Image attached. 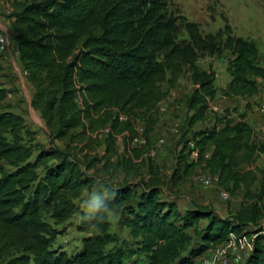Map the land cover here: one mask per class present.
I'll use <instances>...</instances> for the list:
<instances>
[{
  "label": "trees",
  "instance_id": "16d2710c",
  "mask_svg": "<svg viewBox=\"0 0 264 264\" xmlns=\"http://www.w3.org/2000/svg\"><path fill=\"white\" fill-rule=\"evenodd\" d=\"M169 5L170 0L11 3L8 17L33 87L30 106L47 128V141L35 140L24 117L0 111V264H193L230 233L247 235V230L255 238L246 264H264V169L255 191L256 171H240L264 155V141H256L243 113L232 116L235 109H226L219 115L211 109L214 75L196 66L201 53L228 51L224 95L250 97L264 78L258 46L234 35L226 19L222 29L202 35L198 24L169 13ZM181 30L187 39L177 40ZM185 70L194 86L186 101L187 124L205 123L191 135L196 162L230 194L243 191L238 210L228 217L208 205L180 211L162 198L164 182L155 170L148 179H134L141 165L134 169L133 160L143 151L131 144L141 137L148 145L167 96L164 85L174 88ZM7 93L0 88V102ZM139 122L142 132L136 131ZM119 136L126 159L124 176L116 181L118 166L111 158ZM180 162L174 183L179 174L192 173L193 163L183 155ZM97 182L104 195L94 199L90 193ZM77 212L78 227L88 234L70 256L53 247L57 231L46 218L62 224ZM110 214L124 216L138 247H109L115 242Z\"/></svg>",
  "mask_w": 264,
  "mask_h": 264
},
{
  "label": "rangeland",
  "instance_id": "374dc122",
  "mask_svg": "<svg viewBox=\"0 0 264 264\" xmlns=\"http://www.w3.org/2000/svg\"><path fill=\"white\" fill-rule=\"evenodd\" d=\"M168 12L173 16H184L187 20L199 25L202 35L214 34L222 29L225 19L232 28L234 35L245 37L253 40L259 49V65L264 67V0H170ZM187 39L186 33L181 30L177 36V40ZM230 60L228 51H223L217 55L199 54L196 60V66L199 70L211 72L214 75L213 86L216 88L217 100L216 105L225 99L223 87L229 80L226 72V66ZM190 72H185L179 78L174 88L168 89L166 98L159 104L163 107L162 111L157 113V122L149 136L148 145L132 143V147L142 149L139 159H134L135 180L140 178L148 179L151 170L158 172L160 179L164 182L161 188V196L163 199L172 200L176 203L180 211L193 204L208 205L216 211L220 217H228L239 206L243 198V191L230 194L227 189L218 184L215 177L211 176L205 170L202 164L196 162V155L193 156L191 135L194 130L202 128L205 123L199 122L193 127H189L187 119L189 113L186 110V101L191 94L194 86L190 81ZM260 90L263 86V80L258 79ZM8 102L13 101L14 93L9 90L7 93ZM23 100H19L21 105H0V111L7 109H18L23 114L26 127L35 131V140L41 143L47 141V128L30 105H23ZM225 105V104H222ZM229 105H233L230 103ZM237 107L235 111L237 112ZM210 125V124H209ZM143 124H136V131L142 132ZM105 132L100 134L101 145L97 148V154L100 156L104 150ZM196 153V152H195ZM184 156L186 163H193L192 173L189 175L179 174L181 177L177 183L171 180V176L176 168L183 166L182 162L178 163V159ZM126 154L121 136L116 142V155L111 160L112 164L118 166L114 180L119 181L124 176L123 164ZM144 162V164H142ZM246 167L240 168V171ZM251 169L256 171V182L253 191L257 190L262 183V175L260 170L264 169V159L254 163ZM210 178V184L205 185L204 179ZM222 192H228L230 198L224 200L221 196ZM91 196L97 199L104 195L101 184L95 183L91 190ZM81 205V204H80ZM79 213L77 212L71 219L62 224H55L50 218L46 221L56 229L57 234L53 240V247L65 251L68 255L76 254L81 248V238L88 234L78 227ZM111 222L110 232L114 235V243L122 247L136 248L138 240L131 237L128 228L125 226L124 216L110 214ZM264 226V218L262 220ZM247 236L254 238L251 230H247ZM95 231H91L94 233ZM228 249L225 257L230 259L231 254ZM240 256L236 264H246L248 252L236 249ZM134 259V257L132 258ZM137 263H145L144 257H135ZM198 259V258H197ZM193 264H198V260ZM130 264L129 262H127Z\"/></svg>",
  "mask_w": 264,
  "mask_h": 264
},
{
  "label": "crops",
  "instance_id": "0c3cea01",
  "mask_svg": "<svg viewBox=\"0 0 264 264\" xmlns=\"http://www.w3.org/2000/svg\"><path fill=\"white\" fill-rule=\"evenodd\" d=\"M13 1L14 0H0V32L4 33L8 37V45L6 47V50L5 52L0 53V88H4L8 90V92L9 90H11L14 93L12 99L13 101H10L11 103L8 102L9 99L7 98L8 97L7 96L3 101L0 102V105H14V102H17L15 103V105H21L19 103V100L24 101L23 105H31L30 103L33 94V87L27 82L25 75L22 73L23 68L18 55L15 32L12 28L11 20L8 17L11 11V3ZM226 86L223 87L224 91L226 89ZM260 92L261 90L258 81V92L250 97L226 96L224 100L220 101L219 105H216V100L218 97L216 94V96L211 100V102L209 101V105L211 109H213L219 115L226 109L232 110L235 109V107H237L236 108L237 112H232V116H236L237 113H243L245 115V121L256 133L258 140L264 141V124L261 117L258 115V113L255 110L256 105L260 101ZM230 103H233V105H229ZM7 110L14 112L23 117V114L20 111H18V109L9 108ZM194 155H196L195 152L193 153V156ZM262 159H264V155H261L257 159V161ZM257 161L255 163H257ZM252 166L253 165L245 166L246 167L245 170L251 169ZM238 208L239 206L235 209V211H237Z\"/></svg>",
  "mask_w": 264,
  "mask_h": 264
},
{
  "label": "built area",
  "instance_id": "2783aa9c",
  "mask_svg": "<svg viewBox=\"0 0 264 264\" xmlns=\"http://www.w3.org/2000/svg\"><path fill=\"white\" fill-rule=\"evenodd\" d=\"M7 45H8V37L4 33L0 32V53L5 52ZM22 73L25 75V71H22ZM262 80H263V86L260 92V101L256 105L255 110L258 113V115L261 117L264 124V78ZM162 110L163 107L159 105L158 112ZM253 133H254V137L256 138V141H260L258 140L256 133L254 131ZM144 142H145L144 139H142L141 137L134 140V143L142 144ZM203 182L205 185H209L210 178L206 177ZM221 196L224 200H228L230 198L228 192H222ZM262 234H264V226H262ZM252 235L255 238V234L252 233ZM254 238H251L243 233L239 235L230 233L228 239L223 244L217 246L216 248L208 250L206 253H204L201 257L197 259L198 260L197 262L198 264H236L240 258L238 254L239 251H236V249L243 250L244 252L246 253L248 252L249 254L253 249ZM228 249H230L229 251V253L231 254L230 259L225 257V253Z\"/></svg>",
  "mask_w": 264,
  "mask_h": 264
}]
</instances>
